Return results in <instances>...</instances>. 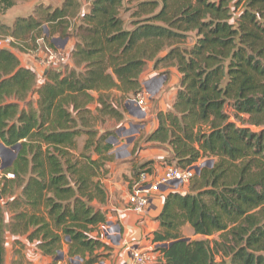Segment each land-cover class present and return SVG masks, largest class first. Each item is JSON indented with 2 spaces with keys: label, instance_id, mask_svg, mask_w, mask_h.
<instances>
[{
  "label": "trees",
  "instance_id": "16d2710c",
  "mask_svg": "<svg viewBox=\"0 0 264 264\" xmlns=\"http://www.w3.org/2000/svg\"><path fill=\"white\" fill-rule=\"evenodd\" d=\"M16 1L0 0V14ZM86 1L85 10L80 0L39 2L10 26L0 22V35L14 38L0 48V143L14 150L0 178V264L5 229L35 242L50 264L59 254L103 263L95 250L111 246L92 234L108 221L102 178L116 137L95 124L123 118L149 62L175 68L179 82L145 143L178 168L212 161L187 191H167L149 236L164 259L154 264H216L222 254L228 264H264V0H136L131 28L124 0ZM56 37L74 40L69 61L38 84L11 48L36 55L57 49ZM152 163L133 168L132 184L153 175ZM185 224L205 239L182 236Z\"/></svg>",
  "mask_w": 264,
  "mask_h": 264
},
{
  "label": "rangeland",
  "instance_id": "374dc122",
  "mask_svg": "<svg viewBox=\"0 0 264 264\" xmlns=\"http://www.w3.org/2000/svg\"><path fill=\"white\" fill-rule=\"evenodd\" d=\"M38 3H49L52 6L59 5L62 0H36ZM24 2V1H23ZM27 2V0H26ZM80 3L82 4V9L85 10L88 7V2L86 0H80ZM137 1L136 0H124L123 6L120 10V17L124 21V26L126 28H131L132 21L135 20L132 18L131 13L134 11L136 7ZM78 18L71 19L72 23H78ZM194 34H189V38L187 39V47L191 45L193 40ZM57 38V37H56ZM71 42V41H70ZM56 47H61L62 42L61 41H55L54 42ZM47 50L40 51L38 56L33 55V58L36 60L43 56ZM23 59L27 60L29 57ZM66 64H63L60 66V69L64 68ZM152 62H149L146 67L143 70V73L141 75V81H142V89L147 88L148 89V98H147V115L146 117H137L136 111L130 105L128 101H130L134 96H131L128 98V100L123 101V106L126 110L123 114V118L121 120H117L114 118H103V123H101L99 120L95 127L98 130L99 133L112 131L114 134L113 136L116 137V139H111L113 149V159L111 162L107 163L108 172L106 176L102 178V183L105 187V190L107 192V198L106 202L103 205L104 210H106V218L108 221H113L114 217V208L112 206H115L117 203H123L126 199L127 194H129L131 186L133 185L132 182L135 178V175L133 173V168L135 166H138L140 163L144 162L145 159H147V156H139V151H145L150 150L154 144H145V137L148 135V126H150V123L152 121V114L156 110V108H160L161 104L165 107H169V103L171 100V94L173 90L177 87V84L179 82L178 80V73L176 72L175 68H166L163 65H159L156 68H154ZM115 95H118L117 92H113ZM121 110V107H120ZM230 111V109H227V112ZM231 115V114H230ZM231 119H233L231 117ZM240 123H238V126ZM132 127H136L134 132H131L129 134H125L124 130L130 129ZM251 129L254 131H258V127L251 126ZM128 138L131 139L128 141ZM85 139V136L82 135L78 138V145L79 147L82 145L83 140ZM141 155V154H140ZM170 155H165L164 160L163 158L160 160H155V163L157 162L162 167L167 166H175V162L169 158ZM10 159V158H9ZM7 160V162L9 161ZM170 159V160H169ZM207 159H203L196 163L195 165H201L204 163ZM171 161V162H170ZM212 165V162H211ZM210 165V166H211ZM207 166V167H210ZM139 171H143V169H140ZM163 172V171H162ZM122 181V182H121ZM191 181V180H190ZM116 183V184H115ZM188 185L184 188L180 189L181 192L187 191ZM111 193V195H110ZM98 232L99 237L103 239V232L99 233L98 228L95 230ZM180 234L184 237L190 238V239H205V237H202L200 235H194L191 227L188 224H185L180 229ZM217 237L216 234L209 237L211 239H215ZM67 251V249H66ZM97 254H102L99 256V259L104 258L108 254H106L105 251L102 250H95ZM102 251V252H101ZM108 253V252H107ZM65 256V253H64ZM66 257V256H65ZM67 264H82V260L79 256H74L71 258H64ZM63 259V260H64ZM70 259V262H69ZM216 264H228V257H226L224 254L222 255H216L215 257ZM64 264V263H60ZM95 264H103L96 262Z\"/></svg>",
  "mask_w": 264,
  "mask_h": 264
},
{
  "label": "crops",
  "instance_id": "0c3cea01",
  "mask_svg": "<svg viewBox=\"0 0 264 264\" xmlns=\"http://www.w3.org/2000/svg\"><path fill=\"white\" fill-rule=\"evenodd\" d=\"M24 1V2H23ZM49 4V3H44ZM88 4V3H87ZM38 5V1L36 0H17L15 4L7 9L3 14H0V22L10 26L16 17L18 16H27L32 13L34 7ZM59 39V38H58ZM59 41L62 42V48L65 52L69 54L74 40L73 39H64ZM71 41V42H70ZM11 50L16 54L20 63L24 67H30L35 70V73L38 75V84H41L43 81V75H45L47 69L40 70L37 64V60L33 58L32 53H21L17 49L11 48ZM38 56V54L36 55ZM23 57L29 59L25 60ZM176 70V69H175ZM177 72V71H176ZM179 76V74H178ZM179 80V77H178ZM177 87L173 90L171 94V100L169 103V107L165 108L162 104L160 108H156L154 113L152 114V121L150 126H148V133H150L157 125L156 120V111H166L170 109L171 104L174 100ZM36 96H34L35 98ZM136 127H132L130 129L124 130V133L134 132ZM151 144V143H145ZM153 147L150 150L139 151V156H147L145 161H153L151 164V170L153 175L161 174L164 171L165 167H162L155 160H161L168 152L162 148L152 145ZM122 182V181H121ZM116 184V183H115ZM167 191H159L155 193H150L149 195V203L142 214H137L133 210L128 207V195L123 203H117L114 208V217L113 220L120 227V235L121 239L117 246H111V250L107 251L108 255L103 258V264H129L130 261V250L133 247H147L150 243L149 236L150 234L158 228V221L156 217L158 216L164 201V197ZM111 195V193H110ZM9 213L5 212L4 221L7 222L9 218ZM99 233H102V226L97 227ZM98 232L94 231L93 236H99ZM100 238V237H99ZM101 239V238H100ZM104 243L109 245L107 239H101ZM18 241V243L16 242ZM4 256L3 263L4 264H50L52 262V258L47 255H43L35 245V242H29L25 235L23 236H13L9 233L7 229L4 231ZM110 246V245H109ZM67 249V245H63V252L65 253ZM68 258V257H64ZM63 258V259H64ZM60 260V263L67 264L65 259ZM55 260V259H54ZM164 259L158 258V262H162ZM58 262V261H57ZM70 262V259H69ZM71 263V262H70Z\"/></svg>",
  "mask_w": 264,
  "mask_h": 264
},
{
  "label": "built area",
  "instance_id": "2783aa9c",
  "mask_svg": "<svg viewBox=\"0 0 264 264\" xmlns=\"http://www.w3.org/2000/svg\"><path fill=\"white\" fill-rule=\"evenodd\" d=\"M59 41V40H58ZM14 42V38L9 35H0V48H10ZM43 56L37 59L39 69H59L61 65L67 64L68 53L61 47L55 50H47ZM35 71V70H34ZM148 89H142L128 101L136 111L137 117H146L147 115V98ZM126 134V133H125ZM129 134V133H127ZM129 139V138H128ZM13 149H8L0 143V178L2 177V168L7 165L12 158ZM10 158V159H9ZM9 161L7 162V160ZM193 165L189 168L182 169L175 166H167L161 174L149 175L141 173L137 182L133 183L128 195V207L137 214H142L149 203L150 193L163 191H180L187 186L196 174ZM7 179H13L14 174L8 172L4 175ZM102 232L104 238L110 246H117L120 242V227L116 222L107 221L102 224ZM155 243H150L147 247H133L130 250L129 264H154L158 262V258L163 259L160 251L155 250ZM56 264H60L58 261Z\"/></svg>",
  "mask_w": 264,
  "mask_h": 264
},
{
  "label": "water",
  "instance_id": "95a60500",
  "mask_svg": "<svg viewBox=\"0 0 264 264\" xmlns=\"http://www.w3.org/2000/svg\"><path fill=\"white\" fill-rule=\"evenodd\" d=\"M59 40L58 38H53L52 41L55 42ZM131 139H128V141H130ZM211 160H206L204 163L201 164V166H194L193 169L195 170V173L198 174L200 172L201 167L203 166H210L211 165ZM11 161L7 164L10 165ZM7 165H5L4 167H6ZM164 190V187H163ZM165 245V244H163ZM63 259V254H59L58 256L55 257V261H60Z\"/></svg>",
  "mask_w": 264,
  "mask_h": 264
}]
</instances>
